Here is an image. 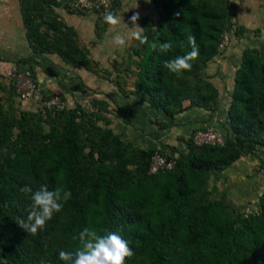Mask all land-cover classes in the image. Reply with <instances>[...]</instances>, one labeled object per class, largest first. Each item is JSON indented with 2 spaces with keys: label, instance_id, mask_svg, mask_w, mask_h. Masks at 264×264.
<instances>
[{
  "label": "trees",
  "instance_id": "obj_1",
  "mask_svg": "<svg viewBox=\"0 0 264 264\" xmlns=\"http://www.w3.org/2000/svg\"><path fill=\"white\" fill-rule=\"evenodd\" d=\"M153 1L160 6L161 21L155 26L153 20L143 19L149 43L135 50L140 57L136 94L169 121L192 107L216 110L218 88L203 74L235 25L237 4ZM118 2L114 0L111 9L115 15ZM20 7L35 52L56 53L87 69L93 66L89 48L79 43L76 29L58 12L61 7L80 14L83 10L57 0H20ZM190 34L200 54L190 71L177 76L163 63L190 51ZM169 41L173 47L161 52L159 45ZM32 60L22 57L15 62L32 67ZM13 90L16 95L14 84ZM231 97L224 128L216 129L224 144L197 143L195 133L211 128L205 125L194 130L182 148L139 147L115 132L111 119L101 112L87 113L80 106L5 115L0 98V264H63L59 251L75 252L79 241L73 237L85 227L99 234L115 231L126 239L134 255L125 264H264V191L256 208L243 211L223 197L214 198L218 188L211 184L242 156L264 148L261 48L244 50ZM92 99L99 110L108 111L104 101ZM103 118L105 125L100 123ZM156 154L174 166L152 172ZM43 184L50 190H69L71 198L33 236L16 222L26 219L31 204L21 189L29 185L35 191Z\"/></svg>",
  "mask_w": 264,
  "mask_h": 264
},
{
  "label": "rangeland",
  "instance_id": "obj_2",
  "mask_svg": "<svg viewBox=\"0 0 264 264\" xmlns=\"http://www.w3.org/2000/svg\"><path fill=\"white\" fill-rule=\"evenodd\" d=\"M232 1L237 4V17L234 19L235 25L233 28L225 33V35L228 36V44L221 47V53L211 61V64L206 68L203 74L204 78L213 82L218 88L219 97L216 103L217 108L216 110H212L202 107L201 114L195 113V117L203 118L206 121H212L213 125L211 128L220 131L224 128L228 108L232 99L231 93L233 92L234 86L233 88L231 87L233 76L235 77L234 63L236 60L239 62L242 61V55L246 48L258 47L264 51V0ZM62 8L63 7L58 8V10H61L62 12ZM115 8L116 15L120 17L121 23L112 31L109 30L107 24L99 23V17L96 13L89 10H83L84 13L80 14L63 8L65 9V11L63 10L65 13L67 11V13L73 14L65 16L68 21L67 23H70L69 25L75 27L78 33L79 43L90 49V57L93 61V66L88 69L87 74H84L85 81L89 84V82H91L90 80L94 79L95 82L99 81V83H101H94V87L97 86V88H95L96 91L103 93L102 96L108 102V111L100 110L99 112H101L106 118L111 119V121L113 119L116 120L119 107L117 103L114 102L115 95L111 96L109 95V92H111L112 89L116 92L124 90L126 92L130 91L132 92L131 94L134 95L133 91L135 93V90L133 89L135 88V81L139 71L138 63L140 57L135 53L136 48L139 47V42L130 36L133 26L129 24V18L134 13L138 12L140 19L137 23L141 28H145L143 22L144 18L153 20L155 26L161 21L160 6L153 0H119ZM21 21L23 20L20 0H0V37L2 36L3 38H0V46L2 49H8V45H11L18 55L26 57L25 54L28 51V44L21 40L25 30ZM124 23L128 24V26H125ZM11 29L15 34L13 36L5 35L10 32ZM117 34H120L125 38L126 46L121 48L113 43V38ZM15 35L20 38L16 45H14V42L12 41ZM0 62H2V64H0V98L5 115L20 117L22 111H35L36 108L34 105L20 101L15 95L13 82L9 75V67L12 63H6L2 59H0ZM225 66H227L226 72L224 70ZM218 77H222L220 78L221 80L218 79ZM81 85L85 86L81 87L82 92L76 96L84 97V95L88 94L92 98L96 97L94 94L95 89L93 90L90 88L85 82H81ZM85 87L86 89H84ZM66 97L72 99L73 96ZM197 108H194V110L198 111ZM216 122L218 124H215ZM100 123L105 125V119L103 118ZM45 124L46 127L49 126L47 123ZM15 132H17V130H15ZM172 139L173 138H171V140ZM263 152L264 148H260L257 152L242 156L239 159L241 160L239 165L244 167L248 173H253V170L259 172L261 170L262 172V163L264 162ZM261 191L262 189L258 187L256 191L250 193L251 196L254 197L258 196ZM236 192V190L232 191V196L230 197L237 199ZM246 193L249 194V192ZM241 194L242 192L240 195ZM219 196L220 194L217 193L216 197ZM239 197L240 196H238V198ZM256 204L258 203H245L243 209L251 211ZM250 208L251 210H247Z\"/></svg>",
  "mask_w": 264,
  "mask_h": 264
},
{
  "label": "crops",
  "instance_id": "obj_3",
  "mask_svg": "<svg viewBox=\"0 0 264 264\" xmlns=\"http://www.w3.org/2000/svg\"><path fill=\"white\" fill-rule=\"evenodd\" d=\"M63 10L65 11V9L62 8V12L61 10H58V12L61 17L68 22L65 15L73 14L67 13V11L65 13ZM21 23L22 26H24L23 21H21ZM24 33L23 36L21 35V40L28 44V51L25 56L33 57L31 65L38 78L40 88L44 93H59L64 96L75 97L82 92L81 87L85 86L81 85V82H85V84L93 90L97 88V86L94 87V83L101 84L99 81L95 82L94 79L90 80L92 83L89 82L88 84L84 77L88 69L83 66L67 63L56 53L35 52L27 40L26 30H24ZM14 34L15 32L13 33L11 29V31L5 35L13 36ZM0 38H2V36ZM19 39L20 38L16 35L14 36L12 40L14 45H16ZM0 49H2L1 46ZM2 51H4L5 55H1L0 59H6H2L6 63H13L23 57L22 55H18L11 45H8V49H2ZM210 64L211 62L209 65ZM239 64L240 62L236 60L234 63L235 70ZM23 66L31 67L28 64H24ZM224 70L225 72L227 71V66H225ZM220 78L222 77H218V79ZM233 86L234 76L231 88H233ZM84 89H86V87ZM112 90L109 92V95H115L114 102L117 103L119 110L116 115V120L113 119L110 121V123L112 122L111 127L115 132L121 134L124 139L132 141L139 147L148 148L149 146L163 147L164 145H175L182 148L185 147L186 140L190 138L194 130L204 127L205 125L210 127L213 125L212 121H206L203 118L195 117V113L201 114V108H189L183 113L178 114L174 120L169 121L164 117L162 112L150 107L149 103L141 96L137 95L136 92L134 93L133 91L135 97L130 91L126 92L123 90L116 92ZM133 90H135V88ZM99 92L95 89V98L104 101L105 106L108 107L107 100L102 96L103 93ZM189 103L190 101L184 102L185 106L189 105ZM194 108H197L198 111H195ZM165 122H168V125H165ZM215 124L218 123L216 122ZM171 138H173V141ZM240 161L241 160L225 169L218 181L212 178L211 184H215L218 188L215 192L216 194H214V198L223 197L232 206L246 211L243 209L245 203H259V197L264 191V174L261 170L260 172L253 170V173H248L244 167L239 165ZM258 187L262 189L261 193L258 196L252 197L250 192L256 191ZM235 190L237 191V199L230 197L232 196V191ZM241 192L242 194L240 195ZM246 192H249V194ZM217 193L220 194L219 197H216ZM238 196L240 197L238 198ZM256 206H258V204H256ZM256 206H254V208H256ZM247 210H251V208Z\"/></svg>",
  "mask_w": 264,
  "mask_h": 264
},
{
  "label": "clouds",
  "instance_id": "obj_4",
  "mask_svg": "<svg viewBox=\"0 0 264 264\" xmlns=\"http://www.w3.org/2000/svg\"><path fill=\"white\" fill-rule=\"evenodd\" d=\"M139 19L138 12L129 18V24L133 26L130 36L140 45H145L149 43V40L144 34V28H141L137 23ZM103 20L109 26L110 31L121 23L120 17L112 11H106ZM124 24L128 26V24ZM113 43L121 48L126 46V40L120 34L114 36ZM187 44L190 51L163 63L165 69L177 76L182 75L185 71H190L192 61L197 59L200 54L195 35H188ZM150 47L155 50L157 44L153 42ZM172 47L170 41L159 45L160 51L163 53H167ZM12 158H15L14 154ZM21 191L29 196L31 204L26 219L18 218L16 222L21 229L33 236L43 230L46 222L52 220L54 213L60 212L63 203L71 198L69 190H63L60 187L50 190L47 184L41 185L35 191L29 185H25ZM73 239L79 241V247L75 252L61 250L58 253V259L63 264H125L126 258L134 255L128 241L115 231L105 229L104 234H99L96 230L85 227Z\"/></svg>",
  "mask_w": 264,
  "mask_h": 264
},
{
  "label": "built area",
  "instance_id": "obj_5",
  "mask_svg": "<svg viewBox=\"0 0 264 264\" xmlns=\"http://www.w3.org/2000/svg\"><path fill=\"white\" fill-rule=\"evenodd\" d=\"M65 2L73 9L89 10L97 14L102 23L104 14L106 11H111L114 0H57ZM228 36H224V41L221 47L228 44ZM2 64V62H0ZM9 75L15 86L16 95L22 102H28L35 106L36 110L47 114L51 111H63L67 108L80 106L82 110L87 113H95L100 110L94 104L90 95L76 96L72 99L66 96L53 93L46 94L40 88L36 73L30 68L21 66L20 64L13 62L9 67ZM194 139L199 144H224V136L222 132L214 129H200L195 135ZM174 166L173 161H167L165 157L156 154L153 156L151 164V171L157 172L161 168H172ZM264 173V171H263Z\"/></svg>",
  "mask_w": 264,
  "mask_h": 264
}]
</instances>
